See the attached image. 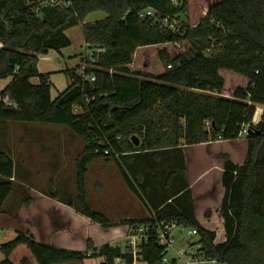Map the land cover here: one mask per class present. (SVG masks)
<instances>
[{"label": "trees", "instance_id": "16d2710c", "mask_svg": "<svg viewBox=\"0 0 264 264\" xmlns=\"http://www.w3.org/2000/svg\"><path fill=\"white\" fill-rule=\"evenodd\" d=\"M69 2L0 0V79L12 78L0 90V126L62 125L76 133L83 149L75 159L77 196L67 204L103 228L128 225L132 233L144 227L146 236L136 255L131 247L111 243L95 248L90 240L88 254L39 242L30 231L18 230L0 245L5 256L0 264H15L10 256L22 244L38 264L88 257H101L102 264H177L164 261L167 252L158 241L164 223L196 228L201 251L220 264H264V110L254 123L257 105L264 104V0ZM150 8L156 15L141 18ZM98 11L105 13L103 19L86 22ZM78 25L88 47L100 51L84 69H65L69 84L52 98L51 74L39 71V56L70 46L66 31ZM244 129L248 147L243 163L223 155V242L215 243V231L193 211L175 209L172 198L148 206L145 219L115 223L87 202L86 174L95 159L115 161L128 187L146 196L141 174L128 166L133 155L219 136L234 141ZM13 182V156L0 144V213ZM48 196L58 197L56 192ZM31 202L29 196L24 200L26 206ZM19 264L30 260L23 257Z\"/></svg>", "mask_w": 264, "mask_h": 264}, {"label": "rangeland", "instance_id": "374dc122", "mask_svg": "<svg viewBox=\"0 0 264 264\" xmlns=\"http://www.w3.org/2000/svg\"><path fill=\"white\" fill-rule=\"evenodd\" d=\"M104 17V12H94L86 18V22L100 20ZM67 33L71 39V45L62 48L60 51L50 50L47 55L40 58L38 64L42 72L51 74L52 98H55L60 92L64 91L69 84V76L64 70L67 68L84 69L89 66V61H86L87 57H85L86 59H81L82 55H90L93 51L95 53L100 50L86 46L80 25L72 27ZM32 81L36 83L37 78H33ZM4 132L6 133L5 135ZM236 141L229 144L220 143L214 146V149L211 150L215 153V157L208 156L206 162L210 165H214L216 162L219 164L223 163V155L228 154L233 158L234 162L238 164L243 163L247 152L244 149V146L247 144L246 134L243 133ZM0 144L10 151L14 159L13 190L4 204V216L15 220L18 211L21 210L20 213H23L25 208H27L24 200L28 196L33 200L37 199L39 194L48 196V192H56L58 197H48L65 204H67V200H75L77 196L75 159L83 149V142L68 127L29 122H9L5 126H0ZM180 146L177 149L163 148L150 155H133L130 158L128 166L135 173L141 174L146 196H144L141 190L136 193L128 187L115 161L108 163L103 158L93 160L89 164L86 174V192L89 206L95 211L103 213L111 222L125 220L123 219V214H131L132 211H135L138 215H145L149 210L148 206H159L164 199L168 198L173 199L171 202L175 209L182 212L193 211L197 213L198 206L204 202L202 200V202L198 201L200 199L199 194H197L199 190L195 185L191 184L193 178L189 177V169L192 172V168L194 167L195 173L201 174L195 181L198 182V185L202 186L205 179L202 175L204 169H206V165L209 166V164L203 158H196V155L187 159L190 150L185 152L186 147L184 145ZM182 167L185 170L184 174ZM196 168H199L200 171ZM172 171H174V174L169 180L168 175ZM214 171H216L214 168L210 170L209 175ZM187 186L188 188L183 190ZM223 190L224 188L222 187V192ZM179 191L181 192L177 194ZM197 197L199 198L198 200ZM54 213L57 215L54 223H59V215L62 214H58V212ZM70 213L72 214V218L68 222V225L72 234L70 238L71 242L65 244L68 245L67 247H70L69 249L89 254L91 252L88 251V240L91 241L95 248L105 243L118 245L123 249L130 247V242L128 241H130L131 228L129 226L127 232V225L103 228L101 224L93 222L89 218H87L90 221L88 220L89 224L86 226V229L90 231V236H87V240L85 241L77 242L76 239L79 235L75 232L78 231L76 225L79 222L73 216L75 214L84 215L75 206ZM24 217L27 216L25 215ZM135 220L138 221L141 218H135ZM12 224L14 222L9 219L0 220V245L17 235L13 234L14 227L11 226ZM206 224L208 225L206 226L208 229L215 231L216 236L214 241L216 243L225 240L226 234L222 217L218 226L214 229L209 227L211 226L209 223L206 222ZM22 226L23 231H30L29 226ZM107 232H111V234H107ZM123 233L124 237L118 239V241H112L116 234L120 235ZM101 234L106 235L104 237L106 238L105 240L99 237ZM172 234L177 239V243L167 251V258L172 259L177 257L176 250L185 249L188 253L197 251V245L193 243L198 241L199 235H191L190 228L175 227L172 230ZM57 245L59 246L60 244ZM22 248L13 254L12 259L10 258L15 264H18L22 258V250H28L24 246ZM4 259L5 256L0 250V262ZM102 261L103 258L101 257H88L83 262L74 264H102ZM136 264L144 263L138 262Z\"/></svg>", "mask_w": 264, "mask_h": 264}, {"label": "crops", "instance_id": "0c3cea01", "mask_svg": "<svg viewBox=\"0 0 264 264\" xmlns=\"http://www.w3.org/2000/svg\"><path fill=\"white\" fill-rule=\"evenodd\" d=\"M71 29V28H70ZM68 29L66 31V33L70 30ZM68 35V33H67ZM69 36V35H68ZM85 41V40H84ZM86 46H88L86 44ZM0 48H1V43H0ZM50 52V51H49ZM48 54V53H47ZM44 54V55H47ZM44 55H40L39 56V60L40 58H42V56ZM39 64V62H38ZM39 68V67H38ZM39 71L42 72L39 68ZM44 73V72H42ZM12 80L11 77L6 78V79H0V90H3ZM50 80H51V76H50ZM52 82V80H51ZM264 110V104H259L257 105V109H256V114L254 117V123H257L261 116H262V112ZM259 117H258V116ZM242 136V134L240 135V137ZM239 137V138H240ZM232 142H237L236 140L234 141H227V140H215V141H210V142H204V143H199V144H194V145H189V146H185V152L189 151V154L187 155V159L194 157L196 155V158H203L206 162V158H208V156H213L215 157V153L211 150L214 149L213 147L220 144V143H232ZM245 151L247 150V144L246 146H244ZM244 151V152H245ZM226 153V152H225ZM228 155V154H226ZM229 156V155H228ZM231 159L233 160V158L231 157ZM245 159V158H244ZM189 163V162H188ZM207 163V162H206ZM209 164V163H207ZM190 167V165H189ZM202 168V167H201ZM216 169V171L212 172L210 175V170L212 169ZM194 167L192 168V172L191 169H189V177L193 178L192 181V185H195V187L199 190V198L197 197V200L199 202H204L203 204H200L197 208V213H195L196 218L201 222V224L203 226H208L206 224L209 223L211 226H209L211 229H214L216 226H218L221 216L219 213L220 210V204L222 203V199L224 197V193H225V189L222 192V176H223V172H224V162L223 163H215L214 165H206V169H204V173L202 175V177H205V179L203 180V185L200 186L198 185V182L195 181L196 179H198L199 173H195L194 171ZM197 170L199 168H196ZM200 171V169H199ZM212 182V183H211ZM200 183V182H199ZM224 188V187H223ZM44 194L40 195L37 197V199H33L31 204L29 206H27V208H25V210L23 211V213H20V211H18V213L15 216V220L10 219V217L8 216H4L3 212L0 213V220H11L12 222H14V224H12L11 226L14 227V232L13 234H17L18 230H23V226H29V229L31 231V233L33 234V236L36 238L37 241L45 243V244H49V245H53L59 248H65V249H69L70 247H67L69 242H71V229L70 226L68 225V222L70 221V219L72 218V214L70 213L72 211V206L67 205L65 203H61L59 200L55 201L54 199L48 197V196H43ZM41 197V198H39ZM202 200V201H201ZM6 203V202H5ZM54 212H58L61 213L62 215H59L60 217V222L59 223H54L55 222V218H56V214ZM147 213V215H146ZM145 213V215L141 214L138 215L135 213V211H132V213H127V214H123V219L125 220H129V219H135V218H141V219H145L147 216H149V210ZM27 217H24V216ZM75 218V220H78V224L77 226V232L79 237L76 239L77 242H81V241H85L87 240V236H90V231H87L86 226L89 224V219H87V217L85 216H81L78 214H75V216H73ZM66 222H64L65 220ZM89 220V221H88ZM63 222V223H62ZM67 223V224H65ZM115 223V222H113ZM124 226V225H122ZM119 227V226H117ZM128 231V225H127V229L126 232ZM111 232H107V234ZM12 234V235H13ZM100 238H103L104 240L106 238L105 234H101V236H99ZM122 237H124V233L123 234H116L113 238L112 241L116 240L118 241V239H121ZM76 238V237H75ZM226 239V238H225ZM79 240V241H78ZM225 241V240H223ZM220 241V242H223ZM7 242V241H5ZM218 242V243H220ZM216 243V242H215ZM57 244H60L59 246ZM25 247L26 249H28L27 246L25 245H19L16 250L12 253V255L10 256V258L12 259L13 254L16 253L17 251L23 249L22 247ZM24 248V249H25ZM23 251V257H28L30 260V264H38L36 259L34 257H32L29 249L28 250H22ZM28 251V252H26ZM21 258V259H22ZM20 259V260H21ZM20 263V261H19ZM18 263V264H19ZM74 263H80V262H72ZM59 264H70V263H59Z\"/></svg>", "mask_w": 264, "mask_h": 264}, {"label": "built area", "instance_id": "2783aa9c", "mask_svg": "<svg viewBox=\"0 0 264 264\" xmlns=\"http://www.w3.org/2000/svg\"><path fill=\"white\" fill-rule=\"evenodd\" d=\"M40 2L43 1L46 3V5H70L69 0H39ZM156 15V12L153 9H146L140 13L141 18H147V17H154ZM100 50H98L99 52ZM94 51L90 55H82L81 59H86V61L93 62ZM91 81H94L96 79V76L92 74L90 77ZM78 109L75 108V112H77ZM206 125L210 126V121H207ZM247 130L244 129L243 133H245ZM242 133V134H243ZM217 140H222V137L219 136ZM177 226L174 223H164L161 225V227L158 230V241L159 243L165 248L166 252L173 248L174 245L177 243V239L173 236L172 230ZM190 234L191 235H198V231L196 228H190ZM145 229L144 227L137 228L132 231L130 236V247L132 248L134 254L136 255L138 252V245L142 241V239L145 237ZM199 240V239H198ZM197 245V251L194 253H188L187 250L181 249L176 250L177 257L169 259L165 256L164 261L167 263H170L171 261H176L177 264H220L216 259L209 258L206 255L203 254L201 251V245L197 241L196 243H193Z\"/></svg>", "mask_w": 264, "mask_h": 264}, {"label": "water", "instance_id": "95a60500", "mask_svg": "<svg viewBox=\"0 0 264 264\" xmlns=\"http://www.w3.org/2000/svg\"><path fill=\"white\" fill-rule=\"evenodd\" d=\"M133 138L135 139V145L138 146L140 143V140L136 136H134Z\"/></svg>", "mask_w": 264, "mask_h": 264}]
</instances>
